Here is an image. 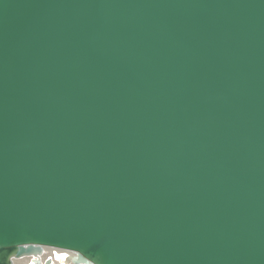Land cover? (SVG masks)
<instances>
[{
	"label": "water",
	"instance_id": "95a60500",
	"mask_svg": "<svg viewBox=\"0 0 264 264\" xmlns=\"http://www.w3.org/2000/svg\"><path fill=\"white\" fill-rule=\"evenodd\" d=\"M264 264V0H0V264Z\"/></svg>",
	"mask_w": 264,
	"mask_h": 264
},
{
	"label": "bare ground",
	"instance_id": "6f19581e",
	"mask_svg": "<svg viewBox=\"0 0 264 264\" xmlns=\"http://www.w3.org/2000/svg\"><path fill=\"white\" fill-rule=\"evenodd\" d=\"M67 254V259L63 262L56 259L57 255ZM13 264H91L88 260L81 259L79 253L57 249L53 247H44L43 252L31 256L13 259Z\"/></svg>",
	"mask_w": 264,
	"mask_h": 264
},
{
	"label": "snow or ice",
	"instance_id": "6c2138e0",
	"mask_svg": "<svg viewBox=\"0 0 264 264\" xmlns=\"http://www.w3.org/2000/svg\"><path fill=\"white\" fill-rule=\"evenodd\" d=\"M56 259H57L58 261L63 262V261H65V260L67 259V254L57 255V256H56ZM85 264H88V262H85Z\"/></svg>",
	"mask_w": 264,
	"mask_h": 264
}]
</instances>
